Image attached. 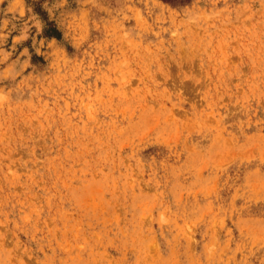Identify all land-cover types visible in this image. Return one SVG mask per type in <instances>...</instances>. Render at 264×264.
<instances>
[{
    "label": "rangeland",
    "instance_id": "obj_1",
    "mask_svg": "<svg viewBox=\"0 0 264 264\" xmlns=\"http://www.w3.org/2000/svg\"><path fill=\"white\" fill-rule=\"evenodd\" d=\"M0 264H264V0H0Z\"/></svg>",
    "mask_w": 264,
    "mask_h": 264
}]
</instances>
